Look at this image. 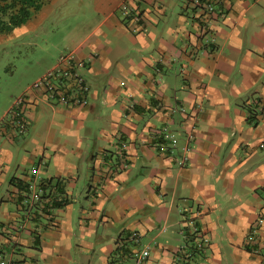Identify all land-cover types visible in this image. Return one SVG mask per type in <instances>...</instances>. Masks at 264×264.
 I'll use <instances>...</instances> for the list:
<instances>
[{
  "label": "crops",
  "instance_id": "obj_1",
  "mask_svg": "<svg viewBox=\"0 0 264 264\" xmlns=\"http://www.w3.org/2000/svg\"><path fill=\"white\" fill-rule=\"evenodd\" d=\"M60 2L85 12L66 54L87 102L13 100L28 128L0 131V263L264 264V0H47L19 28Z\"/></svg>",
  "mask_w": 264,
  "mask_h": 264
},
{
  "label": "rangeland",
  "instance_id": "obj_2",
  "mask_svg": "<svg viewBox=\"0 0 264 264\" xmlns=\"http://www.w3.org/2000/svg\"><path fill=\"white\" fill-rule=\"evenodd\" d=\"M127 2L131 4V0L126 1L121 9ZM59 7L62 11L64 8L63 12L66 11V14L57 21L46 20L40 24L39 20H32L31 25L28 26L33 29L29 32L24 33V30L18 28L9 34H0V131L6 132L4 126L10 121L11 115L8 111L20 98L18 97L13 103L19 91L24 88L22 86H32L35 83L33 79L43 72L45 65L47 67L53 63L57 65L61 57H67V51L72 48L70 43L78 41L82 35V30H77V25H75L76 29L69 30L73 20L83 24L81 20H85V12L82 10V5L70 3L66 9L65 2H60L57 8ZM36 14L33 15L34 18ZM77 21H74V24H77ZM72 61L78 59L73 56ZM80 61L86 63L82 59ZM52 104L53 108L63 105L56 99ZM175 135L180 138L178 133L175 132Z\"/></svg>",
  "mask_w": 264,
  "mask_h": 264
},
{
  "label": "built area",
  "instance_id": "obj_3",
  "mask_svg": "<svg viewBox=\"0 0 264 264\" xmlns=\"http://www.w3.org/2000/svg\"><path fill=\"white\" fill-rule=\"evenodd\" d=\"M127 0H124L122 5ZM129 1V0H128ZM195 4H198L200 0H192ZM128 2L122 8V10L128 9ZM208 10L213 11V6L210 4L207 5ZM128 12V11H127ZM127 12H124L127 15ZM135 20H139V17H135ZM73 56L69 54L67 57H61L57 65H55L52 69H50L44 76L39 78L35 83L31 86L34 89H42L44 90V94L46 95V102L52 106V102L56 99L58 103L63 104L65 106L69 104L75 105H85L87 102V95L89 92V85L87 81L84 79L82 74L80 73V69L85 66V64L78 60L72 61ZM71 60V61H70ZM26 95L20 96V98L16 101L15 105L8 111L10 115V121L8 124L10 125V131L17 137L21 134H24L28 128V120L22 114L21 107L26 102ZM19 109V110H18ZM16 110L18 112H16ZM189 138L191 135H187ZM186 136V137H187ZM165 140H167L166 144H158V150L160 153H169L170 155H177L175 160L179 167H182L187 162V154L189 152L188 139L185 145L180 144V139L173 133L169 132L165 135ZM125 148L126 145L123 144ZM37 193L34 194V198H37ZM199 215V213H197ZM262 223V220H260ZM196 231V229H194ZM197 242H196V250H205L209 244L210 240L207 236L202 233L196 232ZM131 240H137L138 234L132 233L129 235ZM149 256V249H143L140 253L136 255L139 261L146 260ZM0 264H4L1 262Z\"/></svg>",
  "mask_w": 264,
  "mask_h": 264
},
{
  "label": "trees",
  "instance_id": "obj_4",
  "mask_svg": "<svg viewBox=\"0 0 264 264\" xmlns=\"http://www.w3.org/2000/svg\"><path fill=\"white\" fill-rule=\"evenodd\" d=\"M47 0H1L0 34H9L24 25Z\"/></svg>",
  "mask_w": 264,
  "mask_h": 264
}]
</instances>
